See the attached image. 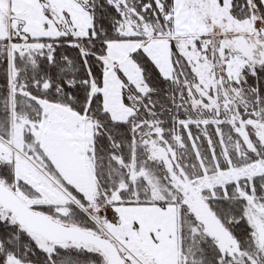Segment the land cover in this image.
Returning <instances> with one entry per match:
<instances>
[{"label":"snow or ice","instance_id":"snow-or-ice-1","mask_svg":"<svg viewBox=\"0 0 264 264\" xmlns=\"http://www.w3.org/2000/svg\"><path fill=\"white\" fill-rule=\"evenodd\" d=\"M0 264H264V0H0Z\"/></svg>","mask_w":264,"mask_h":264}]
</instances>
